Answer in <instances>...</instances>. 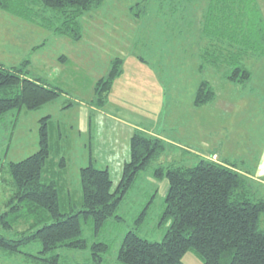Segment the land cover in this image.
I'll list each match as a JSON object with an SVG mask.
<instances>
[{
    "label": "rangeland",
    "instance_id": "1",
    "mask_svg": "<svg viewBox=\"0 0 264 264\" xmlns=\"http://www.w3.org/2000/svg\"><path fill=\"white\" fill-rule=\"evenodd\" d=\"M207 2L103 0L79 17L82 35L77 40L0 9V63L12 65L28 59V75L43 77L63 89L37 108L13 109L1 119L0 178L4 180L0 179V213L11 192L6 162L37 149L39 119L47 114L52 137L64 135L60 138L61 144H66L62 151L67 156L63 177L75 196L80 193L78 168L88 163L92 141L98 143L99 148H94L98 153L106 140L96 141L95 136L105 137L110 131L116 143L108 141L105 146L111 152L99 153L96 162L107 165L113 186L117 183L121 162L129 154L130 135L125 130L130 126L110 120V127L95 131V111L89 115L90 127L79 124L81 107L91 106L95 80L107 72L110 58L117 54L124 59L123 71L114 79L108 101L99 109L159 131L166 140L161 155L137 172L115 210L118 217L109 218L97 234L89 224H83L85 246L58 247L60 260L88 262L92 242L104 240L108 247L102 253L103 263L126 264L116 254L123 234L130 228L143 237L159 240L168 224L160 219L166 179L151 174L152 166L159 162L174 159L193 163L215 152L218 160L233 161L254 177L264 176L254 166L264 145V54L245 59L251 71L245 81L225 77L229 63L219 59L224 58L229 45L225 38L217 40L204 34L206 18L211 26L216 25ZM224 6L222 17L234 23L237 18L243 26L248 16L251 23L259 12L264 18V0H233ZM201 79L209 81L214 96L195 105L193 98ZM254 181L264 196V185L257 178ZM142 209L145 213L140 216ZM27 224L20 219L13 228L22 229ZM40 247L38 240H32L22 250L38 253ZM31 258L26 253L6 254L0 250V264H30ZM181 259L186 264H204L192 249H187Z\"/></svg>",
    "mask_w": 264,
    "mask_h": 264
},
{
    "label": "trees",
    "instance_id": "2",
    "mask_svg": "<svg viewBox=\"0 0 264 264\" xmlns=\"http://www.w3.org/2000/svg\"><path fill=\"white\" fill-rule=\"evenodd\" d=\"M102 1L0 0V9L77 40L82 35L79 17ZM229 1L233 0H208L207 10L214 14L216 25L211 26L206 18L203 29L211 38L227 40V52L219 59L229 63L223 74L243 82L251 74L245 59L264 54V18L259 12L251 23L248 16L244 26L237 18L235 23L223 18L221 10ZM213 7L215 10H211ZM27 64L28 59L19 64L0 63V121L13 109L37 108L63 91L43 77L28 75ZM122 64L119 55L110 59L107 72L94 82L90 104L103 106L107 102L114 79L123 71ZM213 96L212 85L201 79L193 103L202 104ZM49 123V114L40 117L36 150L6 162L11 192L0 213V250L6 254L26 253L32 257L30 264H104L102 253L108 247L104 240L92 242L88 262L60 260L57 249L84 247L83 224H89L97 234L109 218L118 217L115 210L137 172L161 155L166 142L135 128L117 183L113 186L107 167L88 162L78 168L80 193L75 196L63 177L67 156L62 151L60 134L52 137ZM152 167V176L167 182L160 219L168 224L159 240L143 237L133 228L126 230L116 254L119 261L186 264L181 256L192 249L204 264H264V196L249 170L238 168L233 161L218 160L213 153L193 163L173 159ZM143 213L145 209L140 216ZM20 219L27 226L13 228ZM32 240L40 242L38 253L22 250Z\"/></svg>",
    "mask_w": 264,
    "mask_h": 264
},
{
    "label": "crops",
    "instance_id": "3",
    "mask_svg": "<svg viewBox=\"0 0 264 264\" xmlns=\"http://www.w3.org/2000/svg\"><path fill=\"white\" fill-rule=\"evenodd\" d=\"M188 1V0H187ZM187 10H188V8H187ZM118 55V54H117ZM116 56V55H115ZM120 56V55H119ZM136 56L137 57H140V59H142V60H145L143 57H141V56H139V55H137L136 54ZM122 57V56H121ZM250 57H255V58H257L258 56H250ZM112 58V57H111ZM110 58V59H111ZM248 59V58H247ZM123 62H124V59H123ZM109 63H110V60H109ZM123 65V64H122ZM104 75V74H103ZM102 76V75H101ZM100 77V76H99ZM93 95H94V92H93V94H92V97H93ZM91 97V98H92ZM91 101V100H90ZM108 101V100H107ZM91 103V102H90ZM99 107H102V106H95V105H92L91 104V106H90V108H87V107H85V106H83V107H81V109H80V111H81V116H80V118H79V124H80V126L82 127V126H84V124L86 125L87 124V126L88 127H90V125H91V123H92V117H90V116H92L91 115V113H93L94 111L96 112V115L94 116V122H95V124H97V126H95L96 127V130L95 131H102V130H104V127L105 128H108V127H110V125H109V123H110V120H116V121H118V122H120L121 124H127L128 126H130V129H126L125 130V132H126V135H130L131 133H132V131L135 129V128H141L142 130H144V131H146L147 133H150V134H153V135H158L159 137H161L162 138V136H161V133L159 132V131H155V130H152L151 128H146L145 126H142V125H140V126H138L139 124H136V123H134V124H131V122H130V120H127V121H124L122 118H118L117 116H115V114L114 113H109V112H107V111H104L102 108L101 109H99ZM90 115V116H89ZM86 121V122H85ZM104 126V127H103ZM123 126V125H122ZM92 129H93V127H92ZM113 129V128H112ZM108 130V129H107ZM110 131V130H109ZM106 134H107V136H106ZM110 135V136H109ZM108 135V132H105V137H102V136H100V135H97V136H95V138L97 139L96 141H98L99 139H105L106 140V142L102 145V147H100L101 149H100V151L97 153L96 151H95V149L94 148H99V147H97L98 146V143L96 142H94L93 143V141H92V143H91V145H90V148H89V156H88V162H93L94 164H99L98 162H96L97 161V155L99 154V153H105V154H107V153H110L111 151H109L108 150V148H107V146H105V144L106 143H108V141H114V143H116V137L114 136V134H111V131H110V134ZM62 136H64V135H60V137H59V141H60V138L62 137ZM129 137V136H128ZM163 139V138H162ZM62 141V140H61ZM164 141H166L165 139H164ZM62 147H64V146H66V144L64 143V142H62ZM172 150L173 149H175V147L174 148H171ZM94 152H95V154H94ZM213 154H215L216 155V159H218V154H216L215 152H213ZM125 159H123V161H124ZM123 161L121 162V166H122V163H123ZM101 166H105V167H107L108 168V170H109V167L107 166V165H101ZM254 166H257V169H258V171L259 172H263L264 173V145H263V148L262 149H260V152H259V155H258V157L256 158V160H255V162H254ZM109 172H110V170H109ZM250 175H251V177L252 178H254V179H259L260 180V182H261V184L262 185H264V176H261V178H259V176H256V177H254V175H252L251 174V172H250ZM264 175V174H263ZM120 176V175H119ZM166 186H167V183H165V184H163V187H165V189H166Z\"/></svg>",
    "mask_w": 264,
    "mask_h": 264
}]
</instances>
